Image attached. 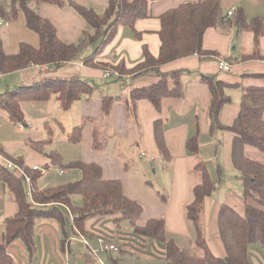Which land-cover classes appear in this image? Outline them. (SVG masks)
Returning a JSON list of instances; mask_svg holds the SVG:
<instances>
[{"label":"trees","instance_id":"obj_1","mask_svg":"<svg viewBox=\"0 0 264 264\" xmlns=\"http://www.w3.org/2000/svg\"><path fill=\"white\" fill-rule=\"evenodd\" d=\"M156 1L159 0H105V10L99 13L94 8L80 5L73 0H10L9 9L0 7V18L15 21L19 13H22L26 27L38 35L40 44L37 48L21 43L17 53L8 54L0 38V75L23 71L32 66L53 65L59 69L68 63L80 61L84 50L93 48V53L82 60L88 67L109 71L111 75L116 73L119 77L138 76L149 71L157 74L160 78L158 83L134 89L131 98L133 112L137 111L138 102L147 100L161 114L165 99L182 96L180 73L162 74L161 67L195 54L219 56L217 52L204 49V37L209 29L236 26L239 31L254 34L256 47L264 37V18L248 19L245 9L241 7L236 9L232 18L225 20L228 14L221 0L188 1L159 17L160 50L157 56L143 46L144 61L133 69H128L123 62L114 65L100 61L99 58L104 56L121 26L130 28L135 37L141 40L142 36L137 31L136 24L140 20L151 18L150 4ZM41 2L58 7L67 5L76 11L87 24L81 38L72 44L61 41L56 27L40 17L38 5ZM224 59L233 63L231 58ZM259 59L264 60V56L253 53L244 56L241 61ZM201 81L210 92L209 133L213 135L217 131H229L233 134L231 160L242 180L243 198L246 201L243 213L227 204H223L218 210L217 227L225 251L224 257H217L212 252L201 225L205 201L216 190V182L204 162L195 166L200 174V183L193 188V200L185 208L186 221L192 226L196 236L194 245L192 248H181L174 239H168L164 219H150L144 226H139L144 213L142 204L125 195L122 180L104 179L100 165L83 160L66 163L60 153L52 152L48 156L50 163L45 165L46 169L54 166L63 170L79 171L81 179L42 188L38 185L42 172L30 170L24 166L23 159H13L7 155L0 144V155L22 167L25 175L30 178L28 190L24 183L26 176L8 169L6 164L0 162V186L18 206L17 213L5 221L0 240V264H15L10 254V248L15 242L23 244L30 260L35 257L36 230L40 220L56 221L61 231L66 234L64 208L72 215L71 230L74 233L85 234L86 222L94 217L111 216L116 224L128 222L134 229V236L163 246L164 264H252L249 254L251 247L258 245L264 250V164L248 158L246 147L252 146L264 152V87L251 85L243 88L238 114L231 125H225L221 121V114L224 107L231 102L227 90L238 84H229L208 76H203ZM93 91L94 87L88 81L77 77L45 78L5 95L0 94V108L8 112L12 123L27 126L22 108L24 102H46L55 98L64 110H70L76 101L91 96ZM117 99L104 97L102 104L105 114L111 112ZM84 127H74L68 134V141L81 143ZM48 135V142H52L51 130ZM154 137L160 157L164 162L171 163L173 156L167 145L162 118L154 122ZM92 138V150L100 153L103 144L95 132ZM43 144L45 143L38 142L35 146L41 148ZM186 148L194 156L200 153L199 131L188 139ZM125 169H128L127 166ZM74 196L82 198L81 205L73 203ZM157 198L164 205L169 202V196L158 193ZM248 201L255 202L257 206L249 204ZM61 244L64 245V241Z\"/></svg>","mask_w":264,"mask_h":264},{"label":"crops","instance_id":"obj_2","mask_svg":"<svg viewBox=\"0 0 264 264\" xmlns=\"http://www.w3.org/2000/svg\"><path fill=\"white\" fill-rule=\"evenodd\" d=\"M73 1L102 12L106 7L104 0ZM188 1L198 2L200 0H159L152 2L150 4L151 18L140 20L136 24V29L142 36L141 40H138L135 37L134 32L130 28L121 26L113 41L107 47L104 53L105 57H100L99 60L114 65L123 62L128 69H133L144 61L143 46H146L152 55L157 56L160 50L158 36L160 30L159 17L166 11L177 8L182 3ZM221 1L227 14L229 12L235 13L236 9L241 7L245 9L248 19L255 18H250L252 10H254L253 13L255 14V10L264 8V0ZM0 7L9 9L10 0H0ZM38 10L40 17L43 20L50 21L56 27L58 37L66 44L77 42L87 28L85 21L76 13V11L67 5L64 7H58L46 2H41L38 5ZM2 20L4 21V24L0 25V38L3 42L6 53H17L21 43H27L37 48L39 47V37L26 27L25 18L22 13H19L18 18L15 21ZM231 27L236 26L209 29L205 34L204 49L211 52H217L219 53V56L193 55L161 67L160 72L162 74L179 72L181 81L185 76L189 77L185 85L183 84V81L181 82V97L165 99L162 102L161 114H159L154 106L147 100H142L137 104L142 125L140 126L138 123L135 125V130L137 132L136 143L137 148H139L137 150L140 151V157H151L154 162H156V159L160 158V153L154 137V122L166 116L167 121L163 119L166 140L174 160V180L167 205L162 204L158 198L145 192L139 181L124 176L123 164L113 155L95 153L91 150L92 148L90 145L93 139V133L95 132L99 136L98 131H92L90 125H85L83 130V139L81 142L85 145L83 161L100 165L103 169L104 179L106 180H122L125 195L132 200L140 202L144 208V213L138 223L139 226H144L150 219H164L167 237L169 231L181 234L182 236H189L190 232L185 217V208L192 200V190L194 187L192 188L187 174L189 169L188 158L194 155L188 152L186 143L189 138L197 135L198 131L199 140L201 141V128L199 124L200 117L199 114L196 113V107L200 105V108H203L206 112L210 106V92L208 87L205 88V84L201 81L203 76H208L207 74L217 76L219 73H222L218 68V59H222L232 66V63L224 59V57L231 58L233 62L235 61V63H237V68H248V66L257 62V60L241 61L244 56L252 53H248L239 42L236 44V37L238 39L240 34ZM91 52L92 48H87L84 50L80 61L68 63L59 69L45 66L48 70L46 72H41L40 76H43L44 78H54V76H56L58 79H70L73 77L80 79L87 78L85 81H89L92 78L101 75V72H103V70L84 65L82 61L83 58L87 57ZM41 68L43 67L32 66L26 70L11 73V75H23V79L20 81L24 82V76L27 73L34 75L35 72ZM49 69L57 71L52 72L49 71ZM230 71L225 73H229ZM197 74H199V78L196 77ZM113 75L118 78H125L128 82L133 83L135 89L148 87L158 83L160 80L157 74L151 71L138 76L123 75L119 77L116 73H112L111 76ZM3 77V75H0V78ZM131 79H134V81H131ZM131 88L132 87L128 88V90ZM86 98L87 99H84V102H82V112L84 115H94L99 119H103L105 113L103 111L102 102L104 98L101 100ZM237 112L238 110L234 113L233 117H231V124L233 123ZM184 113L192 118L191 126L188 125V129L184 135L185 146L182 154L180 153L181 155L174 157L171 144L175 143H170L168 136L171 134L173 135V141L178 139V142H181V131L184 130L183 125L185 124L182 116ZM217 132L211 137H215ZM200 145V151H202V144L200 143ZM199 154H201V152ZM199 154L196 156H199ZM77 177L78 174H76L75 178ZM42 188L45 187L42 186ZM17 211V204L10 198L6 190L0 186V240L5 229L6 219L14 216ZM69 218L72 222V215L70 213ZM85 229V234L74 233L72 231L71 236H68L67 232L64 234L61 231L60 225L56 221L48 219L40 220L37 223L36 230L37 252L35 257H33L32 260L28 258L26 250L21 242H15L12 245L10 248V254L14 259L15 264H91L87 259V257L90 258L88 254V251H90L95 253V257L100 260L101 264H103L102 261H104V259L102 260L103 257H100L99 254H110V252H103L100 250L98 239L103 237L108 242L115 244L120 248V254L123 258L124 255L129 254L131 250L134 252L133 255L136 254L135 257L137 260L133 259L128 264H164L165 262L164 248L162 245L143 237L134 236L133 227L130 224H126V222L116 224L111 216L94 217L86 222ZM133 238L138 239V241H135ZM168 239L173 238L168 237ZM115 240L118 242L116 243ZM130 240L132 241L130 242ZM62 241H64V245L61 244ZM81 245H84L88 251ZM249 254L252 264H264V250L260 246H252ZM123 258H119L118 260L111 258L112 264H123L121 263ZM104 264L107 263L104 261Z\"/></svg>","mask_w":264,"mask_h":264},{"label":"rangeland","instance_id":"obj_3","mask_svg":"<svg viewBox=\"0 0 264 264\" xmlns=\"http://www.w3.org/2000/svg\"><path fill=\"white\" fill-rule=\"evenodd\" d=\"M96 11L102 13L100 10ZM253 11L254 10H252L250 14V18L257 17V15L258 17L264 18V8L255 10V14ZM232 16L230 18H232ZM231 28L240 34L238 39L236 37V44L239 42L248 53H257L264 56V37L261 38L259 46L256 47L253 33L239 31L236 27ZM92 53L93 48L90 54ZM196 55L197 54H195V56ZM232 66L229 73L222 71V73H219L217 76L207 74L209 77L211 76L216 80H221L229 84H238V86L231 87L227 90L231 102L224 107L222 111L223 114H221V121L224 124H231V117H233L237 110L239 111L243 88L251 85L264 87V77L261 76L264 75V60L259 59L255 64L248 66V68H237V63H235V61L232 63ZM50 67H53V65H50ZM47 70V68L43 67L36 71L34 75L27 73L24 76V82L20 81L23 79V75H3L4 77L0 78V94L5 95L7 92H12L22 86H30L41 79H45L40 75L41 72H46ZM49 71L56 72L57 70L49 69ZM104 73L103 71L101 75L88 81L94 87V92L88 97L89 99L101 100L104 97L118 98L111 112L109 114H104L103 119H99L94 115H84L82 112V102H84V99H87L86 97L76 101L70 110H64L55 98L46 102L28 101L22 104L27 126L21 123H12L9 119L8 112L0 108V144L3 146L7 155L11 156L13 159H23L25 167L30 170L35 166L39 168L42 172V176L38 181L40 187H55L80 180L81 173L75 170H63L54 166H50L46 169L45 165L50 163L48 156L52 152H58L63 156L66 163L83 160L85 145L83 143H71L68 141V134L76 126L90 125L92 131H98L99 140L103 144L104 150H102L100 154H111L118 159L124 166V176L139 181L142 189L153 197L157 198L158 193L166 196L171 195L174 180V160L172 159L171 163H166L160 157L154 162L151 157H140V151L137 150L139 148H137L136 143L137 132L135 130V125H137V123L140 126L142 125L138 108L136 112H133L134 104L131 98V92L135 89L133 83L128 82L125 78H118L115 75L105 78ZM196 77L199 78V74H197ZM54 78H56V76H54ZM85 79L87 78H82V80ZM188 79L189 77L187 76L182 79L184 85ZM131 81H134V79H131ZM130 87L132 88L128 90ZM205 88H207L206 85ZM196 113H198L200 117V143L202 144V151H200L201 154H199V156L188 158L189 169L187 177L192 188L199 184L200 174L195 170V166L199 162H204L208 166L212 179L216 182V190L205 201L201 225L206 241L212 252L217 257H224L225 251L220 241L217 227L218 210L223 204H227L240 213L244 212L246 201L243 198V184L239 173L232 165L231 147L233 134L229 131H218L215 137H211L212 135H209L210 121L208 110L205 112L199 105L196 107ZM182 116L185 124L183 125L184 130L181 131V142L179 143L178 139L173 141V135L171 134L168 136L169 142L175 143L171 144L174 157L182 154L185 146L184 135L186 134L185 132L188 129V125L191 126L192 118L186 113ZM162 119L167 121L166 116L162 117ZM50 130L52 131V142H48L50 138L48 131ZM38 142H43L45 144L39 148L35 146V143ZM92 143L93 139L90 145L91 148ZM246 155L248 158L264 164V152L259 151L255 147H246ZM0 162L6 165L9 162L15 164L14 161L7 160L1 155ZM125 166H127V170ZM18 167L22 169V167ZM76 174H78L77 178H75ZM24 183L27 189L30 190V184L26 181ZM192 200L190 202H192ZM73 203L75 205H81L82 198L80 196H74ZM248 203L257 206L255 202L248 201ZM63 210L66 218L65 230L68 236H71L72 230L68 213L69 210L66 208ZM126 224L129 223L126 222ZM188 226L190 230L189 236H182L181 234L170 231L168 232V237L173 238L181 248H192L194 245L196 237L195 232L192 226L189 224ZM133 239L138 241L136 238ZM131 241L132 240H130V242ZM115 242L117 243L118 241L115 240ZM81 246L86 249L84 245ZM133 253L134 252L131 250L129 254L124 255V258L121 256L120 252H110L109 255H99L103 257L102 260L104 259L107 264H112L111 258L115 260L123 258L122 261H119L123 264H128L133 259L137 260L135 257L136 254L133 255ZM88 254L90 256V258L87 257L89 263L101 264L100 260L95 257V253L88 251ZM104 261H102L103 264Z\"/></svg>","mask_w":264,"mask_h":264},{"label":"built area","instance_id":"obj_4","mask_svg":"<svg viewBox=\"0 0 264 264\" xmlns=\"http://www.w3.org/2000/svg\"><path fill=\"white\" fill-rule=\"evenodd\" d=\"M232 15H233V12H229L225 20H228ZM2 24H4V21L2 19H0V25H2ZM218 68L221 71L228 72V71H230L231 66H230V64L228 62H226V61H224L222 59H218ZM104 75H105V77H109V76H111V73L109 71H107V72H105ZM7 168L10 169V170L19 171V173H21L24 176H26L24 170L20 169L19 167H17L13 163H10V162L7 163ZM33 170H39V168L37 166H35V167H33ZM26 182L28 184H30V178L27 177V176H26ZM98 243H99V246H100V250L103 251V252H120V248L118 246L108 242L103 237H100L98 239Z\"/></svg>","mask_w":264,"mask_h":264}]
</instances>
